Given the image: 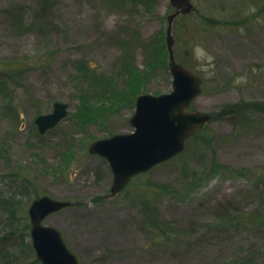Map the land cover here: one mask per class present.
Returning a JSON list of instances; mask_svg holds the SVG:
<instances>
[{"label":"rangeland","instance_id":"obj_1","mask_svg":"<svg viewBox=\"0 0 264 264\" xmlns=\"http://www.w3.org/2000/svg\"><path fill=\"white\" fill-rule=\"evenodd\" d=\"M193 3L174 22L175 54L203 79L191 109L214 117L183 153L112 195L110 163L89 147L134 130L140 93L172 90L173 5L0 0V192H17L26 229L18 260L4 264H42L28 208L45 194L75 202L44 223L80 264H264V110L256 107L264 105V0ZM196 46L214 66L196 58ZM54 101L67 102L69 115L41 134L35 119Z\"/></svg>","mask_w":264,"mask_h":264},{"label":"water","instance_id":"obj_2","mask_svg":"<svg viewBox=\"0 0 264 264\" xmlns=\"http://www.w3.org/2000/svg\"><path fill=\"white\" fill-rule=\"evenodd\" d=\"M170 2L176 9L168 15L167 29L172 91L159 95L139 94L135 113L130 119L134 131L96 139L89 147L90 153L103 156L110 163L114 174L112 195L122 191L137 174L183 152L187 139L211 119L208 113L189 110L193 100L202 91L203 80L193 70L177 61L174 49L173 22L180 13L192 12L194 4L192 0ZM68 113V103L55 101L52 111L38 115L35 122L39 131L45 133L66 118ZM72 204L71 201L44 195L34 199L29 206L32 243L43 264H80L62 232L43 223L50 214Z\"/></svg>","mask_w":264,"mask_h":264},{"label":"trees","instance_id":"obj_3","mask_svg":"<svg viewBox=\"0 0 264 264\" xmlns=\"http://www.w3.org/2000/svg\"><path fill=\"white\" fill-rule=\"evenodd\" d=\"M1 64V62H0ZM131 95H136L135 91H131ZM134 100V99H133ZM260 109L264 110V105H258ZM198 135V134H197ZM196 136V135H195ZM11 183V182H10ZM12 186H17L15 182L12 181ZM1 191V190H0ZM28 191V189H27ZM17 197V192H13L10 196L5 197L4 199L1 197L0 192V224L3 225L2 230L3 234L0 233V264H4V260H10V257H14L18 260V257L13 253L20 246L25 243L26 238V229L22 228V221L20 218H23V215H18L19 207L22 206L20 201H15ZM26 208V207H25ZM9 214V216H8ZM18 220V221H17ZM20 222V224H18ZM26 228V227H25ZM238 261H230L225 260L223 264H242V259H236ZM252 257L244 260L245 264H251ZM11 264L17 261H10Z\"/></svg>","mask_w":264,"mask_h":264},{"label":"clouds","instance_id":"obj_4","mask_svg":"<svg viewBox=\"0 0 264 264\" xmlns=\"http://www.w3.org/2000/svg\"><path fill=\"white\" fill-rule=\"evenodd\" d=\"M194 52H195L196 58L198 60H203V59L206 58L208 65L214 66L212 64L214 58L210 54L206 53L203 48H201L200 46H196L195 49H194ZM202 70L205 71V72L209 71L208 67H205V66H202ZM211 74L212 73H209V75H211ZM242 82H244V78L243 77H238L234 81L235 84H240Z\"/></svg>","mask_w":264,"mask_h":264}]
</instances>
